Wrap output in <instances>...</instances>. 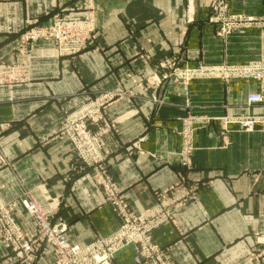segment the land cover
Wrapping results in <instances>:
<instances>
[{
    "label": "crops",
    "instance_id": "0c3cea01",
    "mask_svg": "<svg viewBox=\"0 0 264 264\" xmlns=\"http://www.w3.org/2000/svg\"><path fill=\"white\" fill-rule=\"evenodd\" d=\"M55 18L85 28L89 46L74 56L38 55L54 46L39 42L23 56L22 34ZM232 20L235 28L220 33ZM258 62L264 0H0V66L25 69L23 81L0 85V151L10 164L0 168V200L32 239L35 226L19 198L43 187L56 203L53 222L63 221L78 247L119 228L118 201L137 216L169 208L171 220L152 233L168 264H264V130L224 133L211 122L195 132L187 163L179 153L182 118L237 113L257 83L182 87L171 76ZM90 102L104 118L90 128L107 130L100 144L114 202L57 138L64 115ZM39 249L34 264H56L50 247ZM134 256L127 247L108 264H134ZM0 264H17L1 241Z\"/></svg>",
    "mask_w": 264,
    "mask_h": 264
},
{
    "label": "built area",
    "instance_id": "2783aa9c",
    "mask_svg": "<svg viewBox=\"0 0 264 264\" xmlns=\"http://www.w3.org/2000/svg\"><path fill=\"white\" fill-rule=\"evenodd\" d=\"M233 20L225 23L220 28V33L224 34L235 28L236 23ZM90 40L89 32L85 28L66 27L55 18L50 26L35 27L23 33L19 42L20 53L27 56L31 52L29 46L39 42H51L54 46L39 48L37 54L71 55L86 49ZM171 76L182 78L185 85L193 80H219L224 83L246 80L257 83L258 89L247 95L246 105L240 107L237 113L225 115L219 122L224 133L229 131L230 126H235L240 132H252L258 128L264 130V62L240 67L199 65L175 70ZM19 81H23V77L18 74L16 66H0V85ZM195 121V118H188L185 122L183 138L187 148L181 150L180 154L184 164L194 150L192 145L196 131ZM99 122L104 123L99 105L89 103L65 116L57 137H65L70 142L80 162L93 170L94 178L103 189L105 197L114 202L116 189L101 154L100 134H93L90 128L91 124L97 125ZM205 124L208 122L203 123ZM7 164L6 158L0 154V168ZM185 200L187 199L183 201ZM19 204L35 226L36 235L32 239L23 236L10 209L0 200V241L8 246L17 264H34L42 244L51 248L56 264H108L127 247H132L135 251L134 264H168L167 256L153 241L152 232L171 220L169 208H156L137 216L118 201L115 204L120 220L119 228L112 235L91 245L78 247L68 241L67 225L61 220L53 222L56 203L43 187L25 190L19 198Z\"/></svg>",
    "mask_w": 264,
    "mask_h": 264
},
{
    "label": "rangeland",
    "instance_id": "374dc122",
    "mask_svg": "<svg viewBox=\"0 0 264 264\" xmlns=\"http://www.w3.org/2000/svg\"><path fill=\"white\" fill-rule=\"evenodd\" d=\"M85 50V49H84ZM75 54H71V55H69V56H74ZM17 68H18V72L20 73V72H24L25 71V69H24V66H21V65H19V66H16ZM228 67H240V66H231V65H228ZM181 69H184V68H180L179 70H181ZM172 73V72H171ZM194 81V80H193ZM193 81H190L188 84H184V82H183V79L182 78H180V85L182 86V87H187L191 82H193ZM196 81V80H195ZM91 103V102H90ZM87 104H89V103H87ZM86 104V105H87ZM85 106V105H84ZM81 108H83V107H81ZM81 108H79V109H81ZM79 109H77V110H79ZM77 110H74V111H72V112H68V113H66L65 115H64V118H65V116L66 115H68V114H71V113H73V112H75V111H77ZM103 116V115H102ZM225 116V115H224ZM224 116H222V117H218V118H207V117H202V116H194V115H190V116H186V117H184V118H182L181 119V122H182V130H180V137H181V150H186V146H184L185 145V140H184V138H183V134H184V131H186L185 130V122L187 121V119L188 118H195L196 119V121L194 122V126L196 127V131L195 132H197L199 129H201V128H203V127H205V126H207L209 123H211V122H219V120L221 119V118H223ZM64 120V119H63ZM63 120H62V123H63ZM103 120H104V118H103ZM205 122H208V124H205V125H203V123H205ZM62 123H61V125H62ZM220 123V122H219ZM61 125H60V128H61ZM60 128H59V130H60ZM101 129V128H100ZM59 132V131H58ZM107 132V130H104V129H101V130H99V131H95V130H93V134H100V136L99 137H101L102 136V134H104V133H106ZM57 135H58V133H57ZM194 137H195V134H194ZM58 138V137H57ZM59 139H61V140H64L66 143H68L70 146H71V148H72V150L74 151V148H73V146L70 144V142H68L66 139H65V137L63 138H59ZM99 140H100V138H99ZM193 146V145H192ZM100 148H101V144H100ZM193 149H195L194 147H193ZM181 150H180V154H181ZM74 153H75V151H74ZM0 154H2L3 156H4V154L0 151ZM76 154V153H75ZM101 154H102V150H101ZM263 155H264V152H263ZM77 156V155H76ZM5 157V156H4ZM6 158V157H5ZM7 160V159H6ZM8 162V161H7ZM10 166V164H9V162H8V164L7 165H5V166H3V167H9ZM83 169H88V167L87 166H85V165H83ZM25 191V190H24ZM23 191V192H24ZM23 194V193H22ZM22 196V195H21ZM168 211H169V214H170V216H171V209H168ZM153 232H154V230H153ZM152 232V233H153Z\"/></svg>",
    "mask_w": 264,
    "mask_h": 264
}]
</instances>
